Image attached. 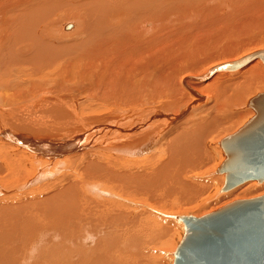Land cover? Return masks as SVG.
Wrapping results in <instances>:
<instances>
[{
    "label": "bare ground",
    "instance_id": "6f19581e",
    "mask_svg": "<svg viewBox=\"0 0 264 264\" xmlns=\"http://www.w3.org/2000/svg\"><path fill=\"white\" fill-rule=\"evenodd\" d=\"M213 6L232 13L205 15ZM248 32L261 33L263 43L214 49ZM259 50L264 0H0V194L5 185L22 191L15 200L2 196L0 264H46L42 256L65 264H166L159 252L169 247V230L122 200L141 196L146 204L168 189L190 202L207 192V180L197 179L210 155L205 140L224 124L238 119L235 130L249 121V100L259 93L247 96L264 81L258 60L233 71L219 66ZM48 73L63 91L42 90ZM92 81L94 92L71 88ZM92 98L102 101L98 110ZM223 139L211 167L216 191L224 184L217 172ZM202 147L207 159L199 160ZM255 183L238 191L259 196L264 182ZM107 185L121 202L102 190Z\"/></svg>",
    "mask_w": 264,
    "mask_h": 264
},
{
    "label": "water",
    "instance_id": "95a60500",
    "mask_svg": "<svg viewBox=\"0 0 264 264\" xmlns=\"http://www.w3.org/2000/svg\"><path fill=\"white\" fill-rule=\"evenodd\" d=\"M257 60L264 65V50L219 69L233 71ZM248 105L254 115L221 141L225 160L217 172L224 176L222 193L246 182H264V91ZM177 220L184 234L172 264H264V194L235 200L200 217L183 215Z\"/></svg>",
    "mask_w": 264,
    "mask_h": 264
},
{
    "label": "rangeland",
    "instance_id": "374dc122",
    "mask_svg": "<svg viewBox=\"0 0 264 264\" xmlns=\"http://www.w3.org/2000/svg\"><path fill=\"white\" fill-rule=\"evenodd\" d=\"M212 10H214V11H217L218 12V14L219 15H221V16H227V15H229V14H231L232 13V11H231V8H229V7H225V6H213V7H209V8H207L206 10H205V15H208V13L210 12V11H212ZM218 25L216 24L215 25V27H217ZM246 34H248V36L246 35ZM246 34H244L243 36L242 35H239V37H244V38H240L239 39V37L238 36H232L231 38H229V40H227V41H225V40H221V42H223V44L221 43V42H218V45H220V46H217V43L215 44L216 46H214L215 48L214 49H216L217 51H220L221 49H223L225 46H227L228 44H230V43H235V44H233V46L234 47H242V45L243 44H245V46L243 47V50H245V49H250V48H252V46H254V44H247V46H246V43H245V41L247 42H249V41H254V42H256L257 44H261V43H263V41L260 43V41L262 40V34L261 33H259V34H257L256 35V33L254 32V34H253V32H248V33H246ZM247 36V38H245ZM260 36V37H259ZM259 37V38H258ZM252 38V39H251ZM260 38H261V40H260ZM239 41H238V40ZM255 39V40H254ZM258 39V40H257ZM228 41H230V42H228ZM236 41V42H235ZM227 42V43H226ZM238 42H239V44H238ZM241 42H244V43H242L241 44ZM226 43V44H225ZM225 44V45H224ZM236 44H238L237 46H236ZM252 45V46H251ZM224 46V47H223ZM216 47H218V48H216ZM223 47V48H222ZM206 65H207V63H204L203 65H202V67H201V69L200 70H203V69H205L206 68ZM199 70V71H200ZM53 80H54V78H53V75H51V74H47L46 75V77L44 78V82H43V87H42V90H44L45 92H48V93H50V94H54L53 93V89L54 88H56L57 90H59V91H63L64 89H60V88H58L56 85H55V83L53 82ZM94 81H92V82H89L86 86L85 85H74V86H72L71 88H74V87H79L80 88V91H84V89L85 88H88V90H90L91 92H94L95 91V87H93V86H89L90 84H92ZM262 82H264V81H262ZM258 83V87H257V84H256V88H255V91H254V88H253V90L252 91H254V94L253 93H251V95L249 94V96H247V101L249 100V98H251V97H253L254 95H256L257 93H262L263 91H264V84L263 83ZM261 84V85H260ZM263 84V85H262ZM71 85L69 84V85H63V87L64 88H68V87H70ZM263 87V88H262ZM70 88V89H71ZM69 89V90H70ZM256 89H258V90H256ZM211 91L210 90H208L207 92H206V97H207V100H209V96L211 95V93H210ZM62 94V93H61ZM57 95H59V94H57ZM179 96H181V94H178ZM92 101H91V104H96L97 105V107H95L94 109H96V110H98L100 107H101V100H95L94 98H92L91 99ZM159 100V99H158ZM158 100H156V102H160V103H164L163 101H158ZM165 100V99H164ZM155 102V103H156ZM106 104V103H105ZM246 112L248 113V111L249 112H251L252 110L249 108V107H247V104H246ZM245 111H243V112H245ZM245 115H246V113H245ZM236 120V119H235ZM238 120V119H237ZM236 120V121H237ZM247 120H249L248 118L246 119V121ZM236 121H234V122H236ZM246 121H244V122H246ZM234 122H230V126L228 127L227 126V124H226V126H225V124L223 125V127L225 128L224 130H222L221 132H219V133H213V134H211L209 137H207V139L205 140V144H206V149H210V151L209 150H206V149H204L205 147H202V148H200L201 150H202V153L206 150L207 152H209L208 153V157H209V159H208V161L207 160H205V158H206V156H207V153H205L204 152V154H206V155H202L201 156V154H199V156H198V158H199V160L201 159V158H203V157H205L204 159H203V161H207L206 162V164L203 162V163H201V170H200V168L199 169H197L199 172H198V176H197V179L198 178H203L204 180H207V185H205V186H207V188H206V190H207V192L205 193L204 191H203V193H205V194H203L201 197H200V194H199V197L197 196V197H195V199H192V200H190V202L187 200V196H186V194H181L180 192H173V193H170L169 192V190L168 189H165L166 190V194H165V198H166V200H165V198L164 199H162V198H160V200H159V198H157V197H155V198H157L156 199V201H155V199L153 200L154 201V203H153V201L152 200H150V197H149V199H148V201L147 202H149V203H146V204H142V200L144 199V197H139V196H137L138 197V199L139 200H141V201H139L138 199H137V197H135V199L134 198H131V201L130 200H127V199H125V200H122L120 197H119V195H118V192L112 187V186H110V185H107V186H105V188L103 187H101L102 188V190L104 191V189H105V192H107V191H109V192H111V193H113L114 195H115V198H114V200L115 201H118V202H121V200L126 204V205H128V206H130V207H133L134 209H136V208H139V207H141V208H139L140 210H139V212L141 211V210H145L146 212H147V214L145 213V214H143L144 215V217H145V220L146 221H148V219H149V221H150V223L152 222V223H154V224H158V225H160V224H162L165 228H167L168 230H169V237L170 238H168L169 239V247L168 246H165V247H163L162 248V250H164V251H161V252H159L160 254L162 253V257H161V255L159 256V257H161V258H163V260L165 261V263L166 264H168V262H169V259L170 258H172L173 259V253H174V251H175V249H176V247H177V245L179 244V242L180 241H178V234L177 233H179L178 231H179V223H180V221H178L177 220V216H183V215H192V216H195V217H200V216H203V215H205V214H208V213H211L212 211H215V210H217V209H219L220 207H222V206H224V205H226V204H228V203H231V202H233V201H235V200H239V199H251V198H253V197H258V196H256V195H248V197H247V195H245L244 196V194H241L240 192L241 191H238L239 190V188L237 189V188H235V189H233V190H231V191H228V192H224V193H221V188L219 189V190H217L216 191V187H215V184H214V182H212L214 179H215V175H213V174H215V173H213L212 174V166L215 164V162H216V160H217V158L216 157H218L217 155L218 154H216V152H217V149H216V147H218L219 145H218V141H220L221 139H223V138H226V137H228V136H230L232 133L234 134L235 133V131H237L240 127H238L237 129H235V130H232L235 126H236V124L235 125H233V123ZM243 126V125H242ZM227 130V131H226ZM31 135V134H30ZM32 136V135H31ZM20 137H22V136H20ZM38 141V140H37ZM164 141H166V139H164ZM163 143H165V142H161L160 144H161V148H162V144ZM204 144V145H205ZM208 147V148H207ZM220 147V146H219ZM158 149V148H157ZM200 150V151H201ZM211 152V153H210ZM157 153H158V150H157ZM200 153V152H199ZM211 156V157H210ZM207 159V158H206ZM201 162V161H200ZM199 162V163H200ZM139 163V162H138ZM138 163H137V165H138ZM144 163V162H143ZM143 163L141 162V163H139V165L140 166H142L143 165ZM98 164H100V163H98ZM202 164H204L203 166H202ZM100 165H102V164H100ZM131 165V164H130ZM129 164H126V163H124V165H122V166H125V168H129V167H132V166H130ZM139 165H138V167H139ZM207 165V166H206ZM206 166V167H205ZM64 167H66V165H64L63 166V168ZM205 167V168H204ZM63 168L61 169V170H63ZM140 168V167H139ZM204 168V169H203ZM53 172H55V171H53ZM65 173V172H64ZM214 178H213V177ZM217 176H219V175H217ZM56 177H57V175H56ZM55 177V178H56ZM213 178V179H212ZM54 181V180H53ZM52 181V182H53ZM209 182V183H208ZM212 182V183H211ZM263 184V183H262ZM261 184V185H262ZM255 185H258L257 183H255ZM6 186H8V185H5V186H3V191H2V193L0 194V201L2 200V196H3V198H4V196H5V198H8L9 196H12L13 194H16V195H13L12 197H13V199L15 200V197L14 196H21V192H20V190H19V188H18V186H14V188L15 189H12L11 188V186H9L11 189L10 190H8V187H6ZM223 186V185H222ZM242 186V185H241ZM241 186H239V187H241ZM101 188H99V189H101ZM164 188L165 187H160V189L161 190H164ZM30 189V188H29ZM30 190H33L32 188L30 189ZM35 190V189H34ZM216 191V192H215ZM4 192H6V194L4 193ZM28 192H29V190H28ZM236 192V193H235ZM159 193H163V192H159ZM158 193V194H159ZM227 193H229V195L228 196H226V197H224L223 195L224 194H227ZM23 194V193H22ZM232 194V195H231ZM264 194V192L263 193H259L258 195L259 196H261V195H263ZM28 195V194H27ZM117 196V197H116ZM240 197V198H238V197ZM142 198V199H141ZM146 198V197H145ZM183 198V199H182ZM226 198V199H225ZM10 199V198H9ZM12 199V198H11ZM10 199V201L11 202H14L13 201V199L11 200ZM130 199V198H129ZM134 199V200H133ZM161 199H162V202L160 203L159 201H161ZM167 199H169V200H167ZM182 199V200H181ZM185 199V200H184ZM4 201H5V203H8L7 205H11V204H9V200L8 199H3ZM9 202H8V201ZM172 200V201H171ZM228 202H227V201ZM143 201H145V199L143 200ZM182 201V202H181ZM185 202V207H184V202ZM193 201V202H192ZM10 202V203H11ZM152 202V203H151ZM171 202V203H170ZM187 202H189V203H187ZM1 204H3V201H1L0 202ZM132 203V204H131ZM179 203V204H178ZM181 203V204H180ZM131 204V205H130ZM134 204V205H133ZM172 206H170V205ZM183 204V205H182ZM133 205V206H132ZM167 205H169V207L167 206ZM176 205V206H175ZM178 205H181V206H179V208H177L178 207ZM136 206V207H135ZM176 207V208H175ZM166 208V209H165ZM171 209H173V210H171ZM175 209V210H174ZM149 210V211H148ZM207 211V212H206ZM151 212V213H150ZM159 212H161V213H159ZM155 213V214H154ZM177 214V215H176ZM151 215V216H150ZM156 215V216H155ZM174 215V216H173ZM158 216V217H157ZM144 217H140L141 219L142 218H144ZM174 219H173V218ZM18 218L19 219H23L24 218V216H23V214L21 215V216H18ZM147 218V219H146ZM169 218V219H168ZM142 220H144V219H142ZM155 220V221H154ZM160 222H159V221ZM176 220V221H175ZM161 221H163L162 223H161ZM159 222V223H158ZM179 222V223H178ZM183 237V236H182ZM181 240V239H180ZM176 241V242H175ZM69 246V245H68ZM68 246L66 247V248H68ZM173 246H175V249H174V247ZM63 247L65 248V246L63 245ZM72 247V246H71ZM76 245H74L72 248L73 249H76ZM81 249V248H80ZM80 249L78 248V252L80 251ZM65 250H67V249H65ZM69 250H71L70 249V247H69ZM68 251V250H67ZM159 253H158V255H159ZM51 255L53 256V257H57L58 256V253L57 252H53V251H51ZM42 259L43 260H45L46 262V264H65V260H62V262H58V261H50V260H48L47 258H46V256H42ZM39 260H40V258H39ZM75 260L76 261H79V259L78 258H75ZM35 264H42L41 262H36Z\"/></svg>",
    "mask_w": 264,
    "mask_h": 264
}]
</instances>
